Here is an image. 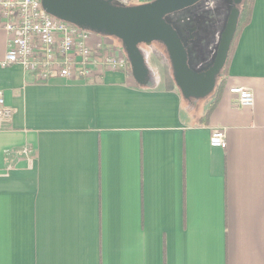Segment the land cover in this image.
Segmentation results:
<instances>
[{"label": "crops", "instance_id": "crops-1", "mask_svg": "<svg viewBox=\"0 0 264 264\" xmlns=\"http://www.w3.org/2000/svg\"><path fill=\"white\" fill-rule=\"evenodd\" d=\"M158 44L143 86L0 67L14 112L0 131V264H264V0L209 115L218 96L185 99ZM7 47L0 30V61ZM234 87L254 105L236 108ZM216 129L226 149L211 147Z\"/></svg>", "mask_w": 264, "mask_h": 264}, {"label": "water", "instance_id": "water-1", "mask_svg": "<svg viewBox=\"0 0 264 264\" xmlns=\"http://www.w3.org/2000/svg\"><path fill=\"white\" fill-rule=\"evenodd\" d=\"M50 15L90 30L96 34L114 37L122 44L129 60L132 76L139 85L149 82L150 72L141 45L161 43L169 56L173 78L182 96L187 100L203 99L211 95L217 79L226 65L232 43L238 30L243 0H233L225 29L213 63L199 72L191 67L188 48L178 29L166 17L182 12L202 0H154L135 6H119L115 0H41ZM197 28L188 29L187 43L194 40ZM200 62L196 57L194 63Z\"/></svg>", "mask_w": 264, "mask_h": 264}, {"label": "built area", "instance_id": "built-area-1", "mask_svg": "<svg viewBox=\"0 0 264 264\" xmlns=\"http://www.w3.org/2000/svg\"><path fill=\"white\" fill-rule=\"evenodd\" d=\"M0 30L8 34L7 52L0 67L21 66L39 82H93L100 71L132 75L123 46H108L95 38L94 32L50 15L41 0H0ZM230 93L235 96L236 108L254 105L251 91L234 87ZM13 113L0 91V131ZM210 145L227 148L224 130L212 132Z\"/></svg>", "mask_w": 264, "mask_h": 264}, {"label": "rangeland", "instance_id": "rangeland-1", "mask_svg": "<svg viewBox=\"0 0 264 264\" xmlns=\"http://www.w3.org/2000/svg\"><path fill=\"white\" fill-rule=\"evenodd\" d=\"M144 1H153V0H115V4L119 6H135L141 5ZM230 6L227 0H202L195 6L188 8L179 14L183 15L186 18L187 24L190 26V29L197 28L198 30L194 34V42L191 44V58L196 59V57L201 58L200 63L201 67H194L195 64L191 63V67L198 70L204 66H209L213 63L215 59L217 48L221 39V34L223 33L227 19L229 16ZM188 26V27H189ZM95 38L103 40L108 46L119 45L122 46L120 41L114 37L102 34H94ZM146 45H141L140 50L144 55V50L148 49ZM160 46L158 43H154L151 49L154 50L156 56L161 55L158 51ZM190 53V54H191ZM166 55V54H165ZM167 58V57H166ZM168 59V58H167ZM166 68V67H163ZM162 68V69H163ZM166 72L169 73L170 77H173L170 73L171 70L166 68ZM167 75V74H166ZM168 76V75H167ZM160 76L156 72H152L150 85L158 86L162 84L160 81ZM213 95H209L203 99H199V102L202 105L210 104Z\"/></svg>", "mask_w": 264, "mask_h": 264}, {"label": "trees", "instance_id": "trees-1", "mask_svg": "<svg viewBox=\"0 0 264 264\" xmlns=\"http://www.w3.org/2000/svg\"><path fill=\"white\" fill-rule=\"evenodd\" d=\"M254 1L255 0H243L241 5L238 6V9L240 11L238 30H237V33L235 35L234 41L232 43L231 50L229 52V56H228V60L226 62V65L223 68V70L221 71V73H220V75H219V77L217 79L216 88H215V90L213 92L218 97H217L216 101L208 109V114L207 115H209L210 111L213 109V107L217 103L219 95L221 94V91L223 90V87H224V85L226 83V80H227V77H228L229 67H230L231 60H232V56H233L234 50H235V46L237 44V41L239 39V36H240L242 30L244 29V27H246L249 24V22L251 20L253 8H254ZM166 21L169 24L175 26L178 29V31L180 32V34H181L186 46H188V43L185 41V38L187 37V32H186L187 30L186 29L189 28L190 26L187 24L188 22L186 21V18L183 15H181L179 13H176L174 17L172 15L166 17Z\"/></svg>", "mask_w": 264, "mask_h": 264}, {"label": "flooded vegetation", "instance_id": "flooded-vegetation-1", "mask_svg": "<svg viewBox=\"0 0 264 264\" xmlns=\"http://www.w3.org/2000/svg\"><path fill=\"white\" fill-rule=\"evenodd\" d=\"M227 2L229 3V6L231 7V8H230V11H231L232 7H234V6H233V5H234L233 0H227ZM232 4H233V5H232ZM172 16L174 17L175 14L172 15ZM176 17H177V16H176ZM188 29H190V27L187 28L186 30H188ZM197 30H198V29H197ZM194 34H195V33H194ZM188 39H189V34L187 33V37L185 38V41L187 42ZM194 40H195V39H194ZM194 40H193V41H190V42L188 43L187 48H188L189 54L191 53V44H192V42H194ZM191 55H192V53L190 54L191 63H194V59L191 58ZM192 57H193V55H192ZM198 58H199V57H198ZM200 59H201V58H200ZM208 67H209V66L205 67V68L202 69V70H199V72L207 70Z\"/></svg>", "mask_w": 264, "mask_h": 264}]
</instances>
